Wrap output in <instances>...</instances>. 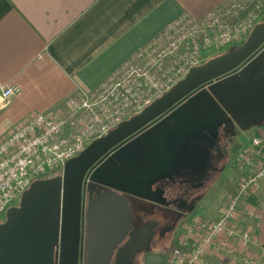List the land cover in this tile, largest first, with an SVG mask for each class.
<instances>
[{
	"label": "water",
	"instance_id": "95a60500",
	"mask_svg": "<svg viewBox=\"0 0 264 264\" xmlns=\"http://www.w3.org/2000/svg\"><path fill=\"white\" fill-rule=\"evenodd\" d=\"M183 108L196 110L187 125L178 118ZM233 123L244 132L264 125V21L241 46L191 68L92 141L60 174L34 181L0 222V264H123L149 251L159 222L150 216L142 226L133 200L166 204V189L154 187L172 180L153 176L152 167L199 169L200 151H184L188 140L215 148L220 129ZM150 140L160 155L149 151Z\"/></svg>",
	"mask_w": 264,
	"mask_h": 264
},
{
	"label": "built area",
	"instance_id": "2783aa9c",
	"mask_svg": "<svg viewBox=\"0 0 264 264\" xmlns=\"http://www.w3.org/2000/svg\"><path fill=\"white\" fill-rule=\"evenodd\" d=\"M263 12L264 0H229L201 19L182 14L98 87L78 90L67 113L49 110L19 122L0 138V222L34 181L61 173L67 160L140 113L210 53L242 45ZM16 92L0 80V114ZM234 165L241 176L223 210L216 219L194 217L185 226L172 264H217L213 256L229 264L263 263L264 254L254 252L258 238L236 220L246 197L264 195V128L240 149Z\"/></svg>",
	"mask_w": 264,
	"mask_h": 264
},
{
	"label": "crops",
	"instance_id": "0c3cea01",
	"mask_svg": "<svg viewBox=\"0 0 264 264\" xmlns=\"http://www.w3.org/2000/svg\"><path fill=\"white\" fill-rule=\"evenodd\" d=\"M227 2L229 0H0V80L17 89L8 98L0 114V138L19 122L35 114L49 110L67 113V101L78 90L98 87L176 18L188 14L201 19ZM194 113L195 109L183 108L178 118L186 119L182 124L187 125V120L193 119L190 114ZM176 123L168 122L170 126ZM263 128L264 125L253 129L250 138ZM231 129V138L224 145L228 148L219 150L215 159L211 160L215 162L219 174L227 169L230 161H234L232 166L236 167L234 163L240 149L250 140L248 138L245 144H238V132L241 130L235 123ZM153 141H149L148 149L155 150L156 156L160 155L157 154L158 144ZM231 146L235 147L233 152H230ZM205 148L204 142L188 140L184 151L193 155L194 149H198L202 162ZM224 160L227 162L221 169L219 165ZM201 166L199 169L152 167L151 170L155 172V177L175 179L194 176ZM236 170L241 176L239 168L236 167ZM160 183L154 189L165 188L164 196L171 199L170 192L173 191ZM226 201H221L216 207L219 212L215 214L209 211L206 216L196 213L197 198L193 201L187 199L188 207L175 206L173 203L163 205L156 201L144 204L151 207L154 215L162 207H168L179 211V215L184 218L177 229L170 230V233L176 232L172 247L174 253L185 226L194 217L216 219ZM154 219L159 224L154 229L155 245L151 247L152 237L150 250L146 251L147 264H166L161 239L167 236H164L161 219L157 215ZM236 223L249 229L258 238L260 245L254 252L264 254V195L256 193L246 197L240 204ZM177 233L180 236L176 237ZM211 258L217 264H229L215 256ZM172 261L173 258L169 264Z\"/></svg>",
	"mask_w": 264,
	"mask_h": 264
},
{
	"label": "flooded vegetation",
	"instance_id": "af4514ba",
	"mask_svg": "<svg viewBox=\"0 0 264 264\" xmlns=\"http://www.w3.org/2000/svg\"><path fill=\"white\" fill-rule=\"evenodd\" d=\"M231 127L232 126L228 127L225 130V127L223 126L220 129L219 139L214 140L216 141L215 148L213 147L211 149L209 143H204L206 145V148L204 150L205 152L202 153V155L204 154L201 162L202 168L198 172V174L187 178H175L170 181L165 180L160 183L161 185L165 184L166 187L169 186L168 188L173 191L170 192V195L172 196L171 199L169 198L170 201L169 199H167L168 201L166 205L173 203L175 206L188 207L189 203H187V199H190V201L195 200L200 189H202V187H206V185H208L212 181V179L219 174L215 162H212L211 160L212 158L213 160L215 159V154L219 150L221 151V149L224 148V145L227 144L229 138H231ZM211 152L212 154L214 153V156L210 158L208 154ZM98 189L101 190L102 188ZM183 197H185L186 199L181 200V198ZM133 201L137 206H140V208H142L139 212L142 226L143 224L147 225L148 223L153 221V218H149L150 216L154 217L155 215H157L164 225V236H168L170 230L177 229V226H179L180 222L184 219L179 215V211L177 212V210L175 209L162 207V209H159L157 212H155L154 215V212L152 209H150V206L148 207L147 204H144L143 202H136V200Z\"/></svg>",
	"mask_w": 264,
	"mask_h": 264
},
{
	"label": "rangeland",
	"instance_id": "374dc122",
	"mask_svg": "<svg viewBox=\"0 0 264 264\" xmlns=\"http://www.w3.org/2000/svg\"><path fill=\"white\" fill-rule=\"evenodd\" d=\"M255 128H253V129H255ZM253 129H251L249 131H245V132L242 130L239 131L238 132V134H239L238 144H240V145L245 144V142H247L248 138H250V136L253 132ZM232 146H235V144ZM232 146L230 148V150H231L230 152H233V150L235 149V147H232ZM224 147H227V146H224ZM231 156L232 155H230L229 157H231ZM226 162L227 161L224 160L219 165L221 169H223ZM233 162L230 161V164H228L227 169L224 170V172L222 174L215 176L212 179V181L208 185H206V187H202V189H200L199 193L197 194V200H198V202L196 203V205H197L196 213L197 214L206 216L209 213V211L211 213L219 212V208L217 209L216 207H218V205H219V203H221V201L222 202H223V200L226 201L227 196L229 195L227 193H230L231 191H233L235 189V187H236L235 185L237 184L238 180L240 179L239 178L240 175H239V171L236 170V167L232 166ZM57 174H60V173H57ZM227 190L229 192H227ZM4 220H5V216L3 217L2 221H4ZM175 233H176L175 231H171L169 236L163 237L161 239V246L164 250V253L166 254V259L168 261V262L166 261V264H169V261L173 258L172 247H173V241H174L173 238H174ZM177 235L180 236L177 233L176 237H177ZM155 240H156V236H154L152 239L151 247L153 245H155L154 244ZM123 264H147V254H146V252H143V251L139 252V253L135 254L128 262H125Z\"/></svg>",
	"mask_w": 264,
	"mask_h": 264
},
{
	"label": "trees",
	"instance_id": "16d2710c",
	"mask_svg": "<svg viewBox=\"0 0 264 264\" xmlns=\"http://www.w3.org/2000/svg\"><path fill=\"white\" fill-rule=\"evenodd\" d=\"M262 21H264V12H263ZM239 46H241V45H239ZM235 47H238V46H235ZM235 47L229 48V49H227V50H225V51H222V52H212V53H210V55H209L208 58H211V57H215V56H217V55H220V54H222V53H224V52H226V51H228V50H231V49H233V48H235Z\"/></svg>",
	"mask_w": 264,
	"mask_h": 264
}]
</instances>
